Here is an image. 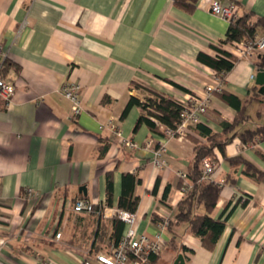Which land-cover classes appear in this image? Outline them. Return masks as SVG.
<instances>
[{"label": "crops", "instance_id": "crops-1", "mask_svg": "<svg viewBox=\"0 0 264 264\" xmlns=\"http://www.w3.org/2000/svg\"><path fill=\"white\" fill-rule=\"evenodd\" d=\"M211 1L196 0L188 10L174 0H0V75L16 84L10 102L0 98V264H100L97 255H110L128 226L77 213L74 205L84 199L107 206L111 175L113 205L107 207L119 209L126 174L138 179V234H162L164 240L150 264H175L180 255L185 264H264V177L230 162L242 157L264 175V140L245 144L235 135L264 124V102L251 103L249 121L232 131L237 109L219 94L205 131L193 126L185 138L169 139L162 124L159 132L145 123L136 129L144 111L133 99L202 96L216 76L223 92L244 101L258 92L260 55L240 58L237 42L223 43L231 24L211 14ZM220 1L235 3L240 19L251 16V25L264 18V0ZM262 37L260 27L255 38ZM214 47L237 58L229 73L216 74L199 61L201 53L216 56ZM69 83L81 86L77 118L63 94ZM206 131L233 136L225 154L215 147L210 156L222 188L211 216L226 222L212 249L176 219L187 197L180 174L190 178L197 146L210 143ZM121 138L139 148L124 146ZM149 140L152 149L145 148ZM163 142L168 166L159 169L154 149ZM195 214L206 210L197 207Z\"/></svg>", "mask_w": 264, "mask_h": 264}, {"label": "trees", "instance_id": "trees-1", "mask_svg": "<svg viewBox=\"0 0 264 264\" xmlns=\"http://www.w3.org/2000/svg\"><path fill=\"white\" fill-rule=\"evenodd\" d=\"M175 4L184 7L188 10L195 8L196 0H174ZM250 17H243L236 23L230 25L229 32L225 44H232L234 42H241L245 38L254 39L257 35L258 28H264V18H260L255 25L250 24ZM217 51L216 56H210L208 54L201 53L199 55V61L208 67H210L216 74L224 75L229 73L235 67L237 58L218 47H214ZM256 63L259 70H264V54L260 55ZM176 87L183 89L181 86L174 84ZM221 98L235 107L238 112V116L235 121L229 125L227 131H232L235 128H239L249 121L247 115L248 106L254 101L264 102V96L255 92L253 96L244 101L239 97L223 92ZM133 103L139 105L144 114L140 117L136 129L142 124H147L154 132H159L158 125L152 120L156 118L162 125L167 127H175V123L179 121L182 108L179 104L168 97L155 94L153 98H148L144 103L133 99ZM200 128L204 129L202 125ZM205 131V129H204ZM206 135L210 143L208 145H199L196 148V160L190 173V179L193 182V188L179 205V212L176 217L178 223L189 224L193 234L199 237L203 245L209 249H212L219 239L221 238L226 222L221 219H214L211 213L216 208L219 201L222 188L215 184H209L200 182L201 178V163L206 156H212L215 147H218L220 151L225 154V147L232 139H221L217 135H213L211 131H206ZM235 135L239 136L241 141L245 144L254 141L255 139L264 140V124L258 126L255 130H246L244 132H238ZM234 135V136H235ZM233 165L243 164L245 166V173L258 180L264 177L263 173L256 168L251 162H248L242 157H236L230 160ZM138 183V179L133 174H126L123 176V194L118 202V208L130 212H136L139 205V198L135 196V186ZM113 193L114 182L110 175L107 178V206L113 205ZM203 206L206 210V214H195L197 207ZM122 226V221H118ZM119 241V240H118ZM117 241V242H118ZM116 242V243H117ZM157 257H153L152 260H156Z\"/></svg>", "mask_w": 264, "mask_h": 264}, {"label": "built area", "instance_id": "built-area-1", "mask_svg": "<svg viewBox=\"0 0 264 264\" xmlns=\"http://www.w3.org/2000/svg\"><path fill=\"white\" fill-rule=\"evenodd\" d=\"M210 12L214 16H217L223 20H226L230 24L236 23L240 16L238 14V6L235 3L224 5L220 0H212L210 4ZM236 47V55L238 57L247 58L248 60H255L259 55L264 53V37L260 39H251L249 41H241L234 43ZM81 86L77 83H69L63 88V94L72 103L73 117L77 118L82 112L81 98H80ZM223 80L222 77L216 76L214 85L208 86L205 93L200 96L198 94H192L187 99L176 100L181 106L182 112L179 121L175 123V127L165 126V135L169 139L186 137L187 132L193 126L206 125L208 120L209 109L211 106L212 98L215 94H222ZM16 92V84L10 80H6L0 75V98L6 102H10ZM152 120L160 125V121L156 118ZM115 134L120 136V133L114 124H110ZM124 146L129 148H139L138 144L129 139L121 138ZM154 142L152 140L147 141L145 148L152 149ZM166 144L160 143V145L154 149L153 163L159 169L168 166L167 161L164 158L166 152ZM218 171V165L212 157L208 156L202 160L201 163V178L200 182L215 184L220 186L216 181V175ZM180 177L184 180V185L181 188L183 195L187 196L193 188V182L186 174H180ZM29 196L33 195L32 190H27ZM74 210L77 213H84L88 215L101 214L107 219H118L128 226V229L124 236L114 245L110 255L99 254L97 260L100 264H150L153 257H157L164 249V240L162 234L156 235L151 238L145 234H138L136 229L137 215L133 212L126 210L116 209L107 206H96L91 202L80 199L74 205ZM168 222L164 224L163 229H166ZM61 233L56 235L57 239H60ZM84 264H91L85 262Z\"/></svg>", "mask_w": 264, "mask_h": 264}, {"label": "water", "instance_id": "water-1", "mask_svg": "<svg viewBox=\"0 0 264 264\" xmlns=\"http://www.w3.org/2000/svg\"><path fill=\"white\" fill-rule=\"evenodd\" d=\"M256 85L259 87V94L264 96V70H259L256 74ZM175 264H185V258L180 255Z\"/></svg>", "mask_w": 264, "mask_h": 264}, {"label": "rangeland", "instance_id": "rangeland-1", "mask_svg": "<svg viewBox=\"0 0 264 264\" xmlns=\"http://www.w3.org/2000/svg\"><path fill=\"white\" fill-rule=\"evenodd\" d=\"M258 93V92H257Z\"/></svg>", "mask_w": 264, "mask_h": 264}]
</instances>
